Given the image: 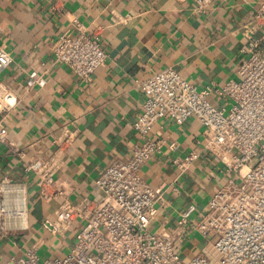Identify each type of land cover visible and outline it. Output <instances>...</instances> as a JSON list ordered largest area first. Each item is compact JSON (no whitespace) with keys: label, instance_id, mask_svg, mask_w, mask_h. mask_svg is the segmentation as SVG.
<instances>
[{"label":"crops","instance_id":"0c3cea01","mask_svg":"<svg viewBox=\"0 0 264 264\" xmlns=\"http://www.w3.org/2000/svg\"><path fill=\"white\" fill-rule=\"evenodd\" d=\"M263 3L217 1L198 14L193 0H0V48L13 58L2 79L18 97L1 123L8 143L0 142V179L22 182L29 202V230L17 237L16 245L0 239V264L39 240L40 252L46 248L50 257L66 251L65 236H50L41 223L53 218L66 200L97 198L96 179L114 160L131 156L137 139L132 124L145 100L138 82L173 68L198 89L211 88L210 102L228 110L231 101L218 92L237 77L246 43L240 30ZM113 15L125 22L113 24ZM82 32L97 34L107 52L90 82L63 64L51 63L54 42ZM31 77H43L46 83L27 88ZM159 127L178 148L169 152L165 146L141 176L153 188L167 187L153 228L172 232L191 205L203 213L210 197L229 184L234 161L229 157L223 163L205 148L195 119L182 125L162 121ZM54 153L62 162L54 177V190L61 195L47 202L25 163ZM190 153L196 158L185 170L173 165V158L183 160ZM204 244L199 234L189 235L181 237L178 248L189 258Z\"/></svg>","mask_w":264,"mask_h":264},{"label":"built area","instance_id":"2783aa9c","mask_svg":"<svg viewBox=\"0 0 264 264\" xmlns=\"http://www.w3.org/2000/svg\"><path fill=\"white\" fill-rule=\"evenodd\" d=\"M193 0L195 12H206L215 2ZM113 24L124 23L113 15ZM245 39L237 77L218 92L231 101L228 110L210 102L211 88L198 89L178 71L165 68L138 82L145 95L142 109L132 124L136 143L131 156L114 160L95 181L98 197L77 203L64 201L53 218L41 223L53 237L65 236L66 251L41 261L43 240L29 245L4 264H264V3L241 30ZM52 64L67 66L80 80L90 82L107 58L97 34L64 35L52 47ZM9 52L0 48V142L8 143L1 126L17 105L18 97L3 81L12 64ZM46 83L31 77L26 87ZM190 119L203 129L205 148L223 163L233 158L234 178L208 200L203 213L191 205L180 215L172 232L153 226L165 205L166 186L153 188L141 176L143 168L167 146L176 142L163 136L162 121L182 125ZM168 143V144H167ZM22 159L23 155L20 153ZM196 158H173L185 170ZM62 165L58 153L25 163L34 173L40 196L50 202L61 195L54 190L55 175ZM29 230V202L25 185L10 177L0 179V239L15 245ZM199 234L205 244L192 257L178 248L181 237ZM70 239V245L66 244Z\"/></svg>","mask_w":264,"mask_h":264},{"label":"rangeland","instance_id":"374dc122","mask_svg":"<svg viewBox=\"0 0 264 264\" xmlns=\"http://www.w3.org/2000/svg\"><path fill=\"white\" fill-rule=\"evenodd\" d=\"M48 252V249H43V251L42 252H40V259H41V261H44L45 259H48V258H50V255H51V253L50 252Z\"/></svg>","mask_w":264,"mask_h":264}]
</instances>
